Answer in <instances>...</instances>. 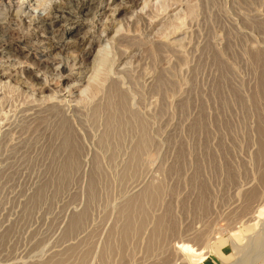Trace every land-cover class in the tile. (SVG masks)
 <instances>
[{"label": "rangeland", "instance_id": "1", "mask_svg": "<svg viewBox=\"0 0 264 264\" xmlns=\"http://www.w3.org/2000/svg\"><path fill=\"white\" fill-rule=\"evenodd\" d=\"M111 1H72L33 28L60 0H26L13 18L0 0V71L14 78L0 83V264H264V0H141L117 18L103 9L127 0ZM41 34L77 88L38 59ZM58 124L75 138L69 170Z\"/></svg>", "mask_w": 264, "mask_h": 264}, {"label": "bare ground", "instance_id": "2", "mask_svg": "<svg viewBox=\"0 0 264 264\" xmlns=\"http://www.w3.org/2000/svg\"><path fill=\"white\" fill-rule=\"evenodd\" d=\"M4 1H6V4L8 5L7 7H8V10H9V16L10 17H16L17 16V10H16V8H22V6L24 5V4H26L25 2H26V0H4ZM72 1H74V3H75V1L76 0H64V1H61L60 0V3H55V4H53V6L51 7L52 8V13H50V14H46V15H43V16H41V15H39L37 18L35 17V16H33L31 19H30V22H28L29 24H31V26L33 25V28L35 27V28H38L39 27V25L41 24L42 26H44V27H46V28H51V27H53L54 25H56V23H57V21L55 20V18H54V15H55V13H57L58 11H59V9H60V7H62L63 5H65L66 7H67V5L70 3V2H72ZM92 1L93 0H77V6L75 5V7H77L78 8V10L79 11H82L84 8H86V7H89V5L90 4H92ZM121 1V0H120ZM156 1H158V0H156ZM112 3H114V2H116V0H112L111 1ZM144 2V1H143ZM168 2V1H167ZM122 3V2H121ZM124 3V2H123ZM122 3V4H123ZM170 3V2H169ZM144 4H145V2L144 3H142L141 2V0H127L126 1V3L124 4V5H121V6H119V7H112L111 5H108V6H106L104 9H103V13L104 14H107V12H110L111 10H113L114 12V15H116V18H117V15L121 12V11H125L127 8H130V7H133V8H137V7H139L140 5H142V6H144ZM155 4V3H154ZM39 5V4H38ZM117 6L119 5L118 3L116 4ZM34 6V5H33ZM71 6V5H70ZM70 6H68L69 8H70ZM113 6H114V4H113ZM146 6V5H145ZM188 6V5H187ZM73 7V6H72ZM157 7V6H156ZM166 7V6H165ZM20 8V9H21ZM36 8V7H35ZM184 8H186V7H184ZM183 8V9H184ZM132 9V8H131ZM141 9H142V7H141ZM147 9V8H146ZM190 9V8H189ZM188 9V10H189ZM61 10V9H60ZM64 10V9H63ZM128 10V9H127ZM1 11V10H0ZM90 11V10H89ZM148 11V10H147ZM175 11V10H174ZM179 11V10H178ZM177 11V12H178ZM91 12V11H90ZM8 13V12H7ZM113 13H111V15H113ZM133 13V12H132ZM128 14V13H127ZM174 14H175V12H174ZM110 15V14H109ZM133 15V14H132ZM107 18V17H106ZM115 17H113L112 19H114ZM148 18V17H147ZM138 19V18H137ZM112 21V20H111ZM121 21V20H120ZM107 23V22H106ZM0 24H3V22L0 20ZM17 24V23H16ZM15 24V25H16ZM120 24V23H119ZM107 25V24H106ZM180 25V24H179ZM112 26V25H111ZM120 26V25H119ZM119 26H117V27H115V28H113L114 30H115V32L114 33H116V32H118L119 31V29H121V28H119ZM104 27H106L105 25H104ZM128 27V26H127ZM178 27V26H177ZM102 28V27H101ZM119 28V29H118ZM159 28V27H158ZM108 29V28H107ZM160 29V28H159ZM177 29V28H176ZM35 30V29H34ZM104 31V30H103ZM122 32V31H121ZM99 33V32H98ZM175 33V32H174ZM119 34V33H118ZM81 34H77V36H76V38H74L73 39V41L71 42V43H68V45L65 47V51L67 50V49H69V48H72V47H77V48H79L81 45H83V43L85 42V40H86V38L84 37V36H80ZM84 35V34H83ZM114 35V34H113ZM120 35V34H119ZM39 36H41V39H40V49H37L36 50V53L40 56V57H38V59L39 60H42V63L43 62H46V61H50V65L52 66V68L54 67L55 69H58V70H60V75H59V77L60 78H62V79H66V80H71V81H73V83H71V88H77L79 85H80V81H81V77H78L77 76V74H76V71L75 72H71V68L69 69V64H68V62H66L65 61V59L64 60H62L61 58H59L58 56H49V54H50V52L52 51V50H54V49H56V48H60L59 47V45H58V43L57 42H55L53 39H52V37L51 36H49V35H44V34H41V35H39ZM86 36V35H85ZM101 36V35H100ZM165 36V35H164ZM167 36V35H166ZM114 36H111V38H113ZM178 38V37H177ZM184 38V37H183ZM38 39V40H39ZM115 40V39H114ZM121 40V39H120ZM181 40V39H180ZM123 41V40H122ZM93 42V41H92ZM174 42V41H173ZM181 42H182V40H181ZM177 43V42H176ZM119 44H120V42H119ZM99 45V44H98ZM25 46V45H24ZM60 46H62V45H60ZM7 47H8V45H4V44H0V57H2V56H4V55H6L7 54V51H6V49H7ZM32 47V46H31ZM105 47V46H104ZM26 48V47H25ZM67 48V49H66ZM62 49H64V48H62ZM73 49V48H72ZM28 50V49H27ZM9 51H10V49H9ZM102 51V50H101ZM90 51H85L84 52V54H83V56H85L86 57V55L89 53ZM67 54V53H66ZM45 56H49L47 59H43V57H45ZM71 56H72V54H71ZM263 56V55H262ZM6 57V56H5ZM67 56H65V58H66ZM100 57V56H99ZM259 57H261V56H259ZM264 57V56H263ZM75 58V57H74ZM96 58V57H95ZM262 58V57H261ZM257 59V58H256ZM259 59V58H258ZM1 60V59H0ZM75 60V59H74ZM264 60V59H263ZM262 60V61H263ZM87 61V60H86ZM126 61V60H125ZM13 62V61H12ZM15 63V62H14ZM22 63H24V61L22 62ZM39 63H40V61H39ZM82 63V62H81ZM73 64V63H72ZM126 64V63H125ZM264 64V63H263ZM24 65H26V64H24ZM42 65V64H41ZM49 65V64H48ZM17 66V65H16ZM42 66H44V65H42ZM81 66V65H80ZM262 66V65H261ZM14 67V66H13ZM20 67V66H19ZM45 67V66H44ZM3 68V67H2ZM36 68V67H35ZM37 68H38V66H37ZM49 68V67H48ZM74 68V67H73ZM24 69V68H23ZM45 69V68H44ZM67 69H69V71L67 72L66 70ZM25 70V69H24ZM23 70V71H24ZM36 69H34L33 67H31V66H28V65H26V71L27 72H29V76L34 80L33 81V83H34V87L36 88V90L38 91V95H40L39 96V101L41 100V102H44V103H52V101H54L55 102V94L54 93H50L49 94V91L50 90H52L51 89V87L49 86V84H50V82L48 83L45 79H43V78H41L42 76L40 75V71L39 72H37V71H35ZM39 70H40V68H39ZM7 71V70H6ZM64 71H66V73L67 74H65V72ZM264 71V70H263ZM11 72V71H10ZM9 72V73H10ZM25 72V71H24ZM9 73H7V72H4V70L3 71H0V83L2 84V83H4L5 81H3V80H6L7 78V80L8 81H6V82H9V85L10 86H12V84L10 83V82H12V78H13V76H12V78H11V81H9L10 79V77H11V75H12V72H11V75H10V77H8L9 75ZM17 73V72H16ZM15 73V74H16ZM17 74H19V72L17 73ZM57 74V73H56ZM92 74V73H91ZM264 74V73H263ZM26 75H27V73H26ZM58 75V74H57ZM22 76V75H21ZM30 77H28V78H30ZM58 77V78H59ZM108 77V76H107ZM264 77V76H263ZM19 78H21V77H19ZM27 78V77H26ZM77 78V79H76ZM91 78H92V76H91ZM14 79V78H13ZM21 79H23V78H21ZM20 79V80H21ZM39 79H40V82H39ZM53 79H55V78H53ZM106 79V78H105ZM19 80V82L21 83V81ZM25 80V79H24ZM77 80V82H79V83H77V82H75ZM32 81V80H31ZM114 81V80H113ZM264 81V79H262V82ZM14 82V81H13ZM27 82V81H26ZM26 82H25V84H23L24 86L26 85ZM76 83V84H75ZM8 84V83H7ZM22 84V83H21ZM89 84V83H88ZM260 84V83H259ZM3 85V84H2ZM2 85H0V86H2ZM9 85H7V86H9ZM17 85V84H16ZM31 85V84H30ZM90 85V84H89ZM88 85V86H89ZM101 85V84H100ZM86 86V85H85ZM93 87V86H92ZM102 87V86H101ZM113 87V86H112ZM111 87V88H112ZM262 88H263V90H264V84L261 86ZM260 87V88H261ZM12 88H13V86H12ZM83 88V87H82ZM17 89V88H16ZM26 89V88H25ZM85 89V88H84ZM20 90H22V89H20ZM81 90H83V89H81ZM92 90V89H91ZM110 90V89H109ZM262 89H261V92H264ZM4 91V90H3ZM118 91V90H117ZM7 92V91H6ZM12 92V91H11ZM26 92V91H25ZM81 92V91H80ZM89 92V91H88ZM32 93V92H31ZM30 93V94H31ZM35 93V92H34ZM97 93H99V92H97ZM80 94V93H79ZM82 94V93H81ZM88 94V93H87ZM96 94V93H95ZM118 94V93H117ZM122 94H124V93H122ZM85 96V95H84ZM93 96V95H92ZM95 96V95H94ZM120 96V95H119ZM123 96V95H122ZM8 97V96H7ZM254 97V96H253ZM32 98V97H31ZM57 98V97H56ZM75 98V97H74ZM61 100V99H60ZM74 100V99H73ZM79 100V99H78ZM111 100H112V97H111ZM241 100V99H240ZM32 101V100H31ZM119 101V100H118ZM15 102V101H14ZM34 102H36V100L34 101ZM63 102V101H62ZM61 102V103H62ZM73 102V101H72ZM110 102V101H109ZM116 102H117V100H116ZM122 102H123V100H122ZM20 103V102H19ZM32 103H33V101H32ZM53 104H55V103H53ZM81 104V103H80ZM111 104V103H110ZM115 104V103H114ZM52 105V104H51ZM120 105V104H119ZM20 106V105H19ZM30 106V105H29ZM38 106V105H37ZM56 106V105H55ZM64 106V105H63ZM109 106V105H108ZM124 106V105H123ZM122 106V107H123ZM113 107V106H112ZM121 107V106H120ZM256 107V106H255ZM35 108V107H34ZM38 108V107H37ZM40 108V107H39ZM76 109V108H75ZM43 110V109H42ZM112 110H114V109H112ZM75 111V110H74ZM35 112V111H34ZM43 112V111H42ZM119 112V111H118ZM114 113V112H113ZM258 114V113H257ZM113 115V114H112ZM117 118H118V116H117ZM44 119V118H43ZM60 120V119H59ZM258 120V119H257ZM139 121V120H138ZM59 122V121H58ZM113 122V121H112ZM141 122V121H140ZM200 122V121H199ZM3 123V122H2ZM65 123H67V122H64V124ZM139 124V123H138ZM59 125V124H58ZM66 125V124H65ZM67 125H70V124H67ZM111 125V124H110ZM142 125H143V123H142ZM145 125V124H144ZM199 125V124H198ZM259 125V124H258ZM60 126V130H58V131H62V133H64V131L62 130V126L61 125H59ZM261 126V125H260ZM259 126V129H260V135H259V137L261 138V140H260V142H261V149H260V153H259V157L261 158V160L263 159V157H264V129L262 128V127H260ZM257 127V126H256ZM71 128V127H70ZM255 128V127H254ZM9 129V128H8ZM65 130V129H64ZM71 130V129H70ZM69 130V131H70ZM57 131V130H56ZM143 131V130H142ZM5 133V132H4ZM61 134V132L59 133V135ZM72 134V133H71ZM68 131L66 132L65 131V133L63 134V143H62V145H61V148L60 149H62V150H68V155H67V159H66V162L64 163L63 161V163H64V168H67L66 166H67V163L68 164H71V165H68V168L66 169V170H69L71 167L70 166H72L73 165V161H74V159H76L75 158V152L77 153V151H76V149L77 148H75L74 149V147H75V141H74V139L75 138H73L72 137V135H71ZM147 136V135H146ZM149 136V135H148ZM61 138H62V135H61ZM145 139V138H144ZM151 139V138H150ZM259 139V138H258ZM139 140H140V138H139ZM146 140V139H145ZM147 140H149V139H147ZM150 141V140H149ZM140 142H141V140H140ZM147 142V141H146ZM145 142V143H146ZM148 143V142H147ZM77 144V143H76ZM140 144V143H139ZM144 144V143H143ZM142 144V145H143ZM141 145V144H140ZM139 145V146H140ZM149 146V145H148ZM59 147H60V144H59ZM141 149V148H140ZM65 150V151H66ZM79 151V150H78ZM140 151V150H139ZM141 151H143L142 149H141ZM145 151V150H144ZM137 153H139V152H137ZM256 153V152H255ZM60 155V154H59ZM58 155V156H59ZM80 155V154H79ZM139 155V154H138ZM257 156V155H256ZM65 157V156H64ZM135 157V156H134ZM137 158V157H136ZM60 160V159H59ZM61 160H62V158H61ZM77 160V159H76ZM260 160V159H259ZM264 160V159H263ZM256 161V160H255ZM74 163H75V161H74ZM255 165V164H254ZM257 165V164H256ZM74 166V165H73ZM77 165H75V167H76ZM72 169V168H71ZM63 172V171H62ZM66 172V171H65ZM67 173V172H66ZM64 174V173H63ZM62 174V175H63ZM70 174V173H69ZM263 175V180H264V173H262ZM66 176V175H65ZM229 176V175H228ZM230 177V176H229ZM262 178V177H261ZM93 179V178H92ZM262 180V179H261ZM263 184H264V182H263ZM93 185V184H92ZM159 189V188H158ZM205 189V188H204ZM149 190H150V188H149ZM249 190V189H248ZM251 190V189H250ZM246 191V190H245ZM162 192V191H161ZM160 192V193H161ZM253 192H254V189H253ZM145 193V192H144ZM150 193V192H149ZM158 193V192H157ZM252 193V192H251ZM146 194V193H145ZM143 195V194H142ZM251 195V194H250ZM152 196V195H151ZM148 197V196H147ZM253 197V196H252ZM255 197H256V194H255ZM254 197V198H255ZM151 198V197H150ZM155 198V197H154ZM152 199V198H151ZM247 199H248V197H247ZM147 200V199H146ZM149 200V199H148ZM150 201V200H149ZM254 201V200H253ZM256 201V200H255ZM258 201V200H257ZM129 202H131V201H129ZM136 202V201H135ZM134 202V203H135ZM142 202H143V200H142ZM137 204V203H136ZM142 204V203H141ZM148 204V203H147ZM139 205V204H138ZM248 205V204H247ZM130 206H131V204H130ZM142 206V205H141ZM127 207V206H126ZM137 207V206H136ZM146 208V207H145ZM147 209V208H146ZM125 210V209H124ZM130 210V209H129ZM137 210V209H136ZM139 210L141 211V209H140V206H139ZM138 210V211H139ZM126 211V210H125ZM131 211V210H130ZM129 213V212H128ZM134 213V212H133ZM167 213V212H166ZM82 214V213H81ZM121 214V213H120ZM124 214V213H123ZM127 214V213H126ZM131 215V214H130ZM164 215V214H163ZM136 216H137V214H136ZM144 216V215H143ZM162 216V215H161ZM81 217V216H80ZM131 217V216H130ZM146 217V216H145ZM79 218V217H78ZM121 218V217H120ZM131 218H133V217H131ZM131 218H129V219H131ZM141 218V217H140ZM83 219H84V217H83ZM139 219V218H138ZM147 219V218H146ZM252 219V218H251ZM250 219V220H251ZM128 220V219H127ZM159 220H160V218H159ZM162 220V219H161ZM126 221V220H125ZM132 221V220H131ZM142 221V220H141ZM163 221V220H162ZM77 222H79V220H77ZM142 222H144V221H142ZM128 223V222H127ZM160 223V222H159ZM162 223V222H161ZM160 223V224H161ZM80 224V223H79ZM123 224V223H122ZM139 224V223H138ZM158 224V223H157ZM157 224H156V226H157ZM166 224V223H165ZM165 224H163V225H165ZM171 224V223H170ZM163 225H161V226H163ZM128 226V225H127ZM132 226V225H131ZM168 226V225H167ZM171 226V225H170ZM174 226V225H173ZM130 227V226H129ZM128 227V228H129ZM133 227V226H132ZM126 228V227H125ZM131 228V227H130ZM138 228H140V227H138ZM141 228H142V226H141ZM156 228V227H155ZM172 229H173V227H171ZM132 229V228H131ZM171 230V229H170ZM115 231V230H114ZM123 231H124V229H123ZM128 231H129V229H128ZM127 231V232H128ZM155 231V230H154ZM199 231V230H198ZM125 232V231H124ZM134 233H135V231H133ZM140 233V232H139ZM155 233V232H154ZM126 234V233H125ZM130 234V233H129ZM151 235H152V233H151ZM123 236H124V234H123ZM127 236H128V234H127ZM158 236H159V234H158ZM156 237V236H155ZM160 237V236H159ZM122 238V237H121ZM158 238V237H157ZM156 238V239H157ZM124 239V238H123ZM126 239H128V238H126ZM150 240V239H149ZM123 241V240H122ZM119 242V241H118ZM259 242V241H258ZM125 243V242H124ZM151 244H152V242H151ZM150 245V244H149ZM113 246H115V245H113ZM120 247V246H119ZM176 248V247H175ZM177 248H178V246H177ZM179 248L184 252V254H185V256H186V261L189 259L190 260V262L191 261H195V260H198V259H200V258H202L204 255L203 254H205V253H203V252H201V251H197V250H195V249H193V248H191L189 245H186V244H181V245H179ZM121 249H123V248H121ZM109 250V249H108ZM155 250V249H154ZM174 250V249H173ZM179 251V250H178ZM111 252V251H110ZM183 252H181V253H183ZM151 254L153 253V252H150ZM264 253V252H263ZM241 254V253H240ZM244 254V253H243ZM180 255V254H179ZM184 256V257H185ZM241 256V255H240ZM105 257V256H104ZM181 257V256H180ZM198 257V258H197ZM257 257V256H256ZM250 258V257H249ZM104 259V258H103ZM106 259H108V258H106ZM180 259V258H179ZM251 259V258H250ZM200 260H202V259H200ZM200 260H198V261H200ZM237 260V259H236ZM106 261V260H105ZM185 262V261H184ZM195 262H197V261H195ZM235 262V261H234ZM182 263V262H181ZM186 263V262H185ZM192 263V262H191ZM250 264V263H249Z\"/></svg>", "mask_w": 264, "mask_h": 264}]
</instances>
